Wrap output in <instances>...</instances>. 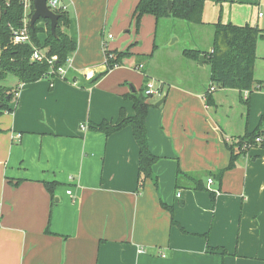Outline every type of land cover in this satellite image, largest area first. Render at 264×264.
<instances>
[{"label": "crops", "instance_id": "crops-1", "mask_svg": "<svg viewBox=\"0 0 264 264\" xmlns=\"http://www.w3.org/2000/svg\"><path fill=\"white\" fill-rule=\"evenodd\" d=\"M62 2L77 43L64 75L31 84L10 75L1 82L19 86L20 92L14 110L0 117V264H264V38L255 63L261 88L242 93L243 117L219 119L218 107L239 92L216 90L209 108L204 96L210 72L201 78L194 70H205L206 64L200 67L183 55L186 49L212 51L213 23L202 25L211 28L205 44L184 45L160 58L174 44H157L160 24L151 16L157 46L151 57L139 58L143 54L132 48L131 58L108 71L106 51H126L133 40L122 32L130 27L139 0ZM260 19L262 13L255 27L260 28ZM166 21L177 43L197 27ZM183 66L193 72L179 71ZM165 67L173 68L167 74L173 76L160 74ZM146 77L164 91L152 102L146 122L158 161L152 179L138 191L140 149L132 127L110 136L94 127L116 122L122 109L134 116L127 96L144 88ZM165 92V102L156 107ZM256 130L262 143L220 179L218 172L231 161L227 139ZM179 171L206 175L207 190L186 188L190 182L176 188ZM46 182L57 184L54 197Z\"/></svg>", "mask_w": 264, "mask_h": 264}, {"label": "trees", "instance_id": "trees-1", "mask_svg": "<svg viewBox=\"0 0 264 264\" xmlns=\"http://www.w3.org/2000/svg\"><path fill=\"white\" fill-rule=\"evenodd\" d=\"M172 2L171 13L168 10V3ZM206 0H139L133 16L137 26L145 15L153 16L156 23L159 24L167 19L183 21L190 25H206L203 16ZM1 18H0V117L7 112L14 110L13 102L18 101L20 92L19 86L16 88L6 87L1 84L10 75L16 77L20 84H31L43 79H55L57 73H52L51 66L47 61L37 62L32 60L36 49L43 52L46 58L57 56L54 62V71L64 67L69 63L70 58L77 51V43L70 35L71 14L68 10L58 9L55 13L59 15L56 35L51 33V24L49 20H40L32 28L28 26L30 43H16L15 31L21 30L24 26V7L20 0H0ZM34 6H32V13ZM44 24V27L41 26ZM212 51H202L186 49L183 55L188 60L199 62L203 55L206 65L210 66V89L205 94L206 105L211 108L215 105L213 93L216 90H234L238 91L242 100H244V91L252 93L255 89L261 88L255 79V63L257 60V44L261 38H264V30L250 25L238 26L232 23H215ZM45 35L41 40L40 36ZM157 46H154V50ZM131 47L126 51H106V62L108 71L118 66H122L125 59L131 58ZM151 55H141L139 58L145 59ZM149 78L146 77L145 87L140 91L133 90V93L127 96L132 101L134 107V116L129 117L124 109L116 122L104 121L94 127L97 131L103 132L106 136L115 134L126 127H132L135 140L139 146V170H138V191H142L146 182L153 177V166L158 161L149 146L147 136V118L149 109L153 106L150 99L152 96L145 95ZM159 87V86H158ZM214 91H211V89ZM160 95L164 89L159 87ZM247 111L250 112V99L245 101ZM262 133L259 130L253 133H246L243 136L232 137L226 141V146L231 153V161L226 170L218 172L221 179L227 170L236 167L237 160L247 154L251 148L258 145L256 139L260 138ZM206 175L196 176L194 174H184L178 172L176 188L186 187L183 182H190L188 187L197 191L207 190L203 180ZM46 189L55 196L56 183L46 182ZM165 206V205H164ZM166 207V206H165ZM47 234H51L49 227Z\"/></svg>", "mask_w": 264, "mask_h": 264}, {"label": "rangeland", "instance_id": "rangeland-1", "mask_svg": "<svg viewBox=\"0 0 264 264\" xmlns=\"http://www.w3.org/2000/svg\"><path fill=\"white\" fill-rule=\"evenodd\" d=\"M220 1L216 0H206L205 4V11H204V22L206 23H222V24H228L232 23L234 25L238 26H244V25H250L255 27L257 24L258 14L262 13L264 16V4H262L259 8L257 4H247L244 3V5L241 4H235V3H219ZM223 4V5H222ZM147 21V22H146ZM261 25L260 28L263 26L264 19L259 20ZM167 21L164 20L160 23V26L158 28V38H157V44H159L162 48V46H165L166 44L171 45L172 48H169L168 50L161 51L160 58H163L167 52L171 51H178L180 50L184 45L186 48H193L196 45H201L206 43V30H210V27H194L195 30L188 33V39L184 40V42L181 40L180 42H176L178 40L177 37L172 36L174 35V31L172 29H168L167 27ZM177 30V29H176ZM179 31V28H178ZM155 33V20L149 16L145 15L141 19V22L139 24V27L137 26L136 20L134 19V16L132 15L131 25L130 27H127L125 31L122 32L123 36L131 37L133 40L132 42L126 47L128 49L131 47V49H136L140 54L143 55H150V53L153 51V44L155 41H153V35ZM109 34H112V36L115 38H118L117 35L114 33L109 32ZM136 42V43H135ZM175 42V43H173ZM125 48L122 50H126ZM171 50V51H170ZM120 51V49L118 50ZM122 52V51H120ZM142 55V56H143ZM139 55L138 57H140ZM175 63L179 62L178 58L174 59ZM198 63V62H196ZM65 67V66H64ZM173 68L169 69L165 67V71L162 70L160 74H165L166 76H173L172 74L167 75L168 73H173ZM179 71L181 72H193L188 70L187 67L183 66L179 68ZM195 74L201 75V78L205 79V75H209L210 72V66L206 65L205 70H199L198 68H195L194 70ZM207 80H204V83ZM220 91H218L216 94H219ZM160 95H156L150 99V101L155 102ZM227 105H225L224 108L221 106L218 107L219 112L217 113L218 118H222L221 116L229 115L230 119L232 121H235L240 115L243 117L244 112V100H242L240 94L234 92L230 93L229 97L227 99Z\"/></svg>", "mask_w": 264, "mask_h": 264}, {"label": "built area", "instance_id": "built-area-1", "mask_svg": "<svg viewBox=\"0 0 264 264\" xmlns=\"http://www.w3.org/2000/svg\"><path fill=\"white\" fill-rule=\"evenodd\" d=\"M20 2L23 4V7H24V26L21 30L15 31V39L14 40L16 43H30L31 40H30L28 26L30 25V21H31L30 15L32 13V6H34L33 0H20ZM47 4H48V7L54 12H55V10H58L61 8L63 10H67V7L64 5L62 0H48ZM32 60L37 61V62L47 61L49 63V65L51 66L52 73H57L58 76L62 77L65 73L64 67H60L55 71L53 69L54 62L57 61V56H54L52 58H46L45 55L43 54V52L36 49L33 56H32ZM140 68H142V66H140ZM211 91H214V89L212 88ZM145 94L147 96H152V97H154L156 95H160L159 87L156 85V83L154 81L148 82ZM249 94H250V91H245L246 96H248ZM83 129H85V127H83ZM262 139H263L262 137L257 138L256 143L257 144L262 143V141H263ZM212 182H213L212 179L208 180L209 184H212ZM68 194L72 195V192L69 191Z\"/></svg>", "mask_w": 264, "mask_h": 264}, {"label": "water", "instance_id": "water-1", "mask_svg": "<svg viewBox=\"0 0 264 264\" xmlns=\"http://www.w3.org/2000/svg\"><path fill=\"white\" fill-rule=\"evenodd\" d=\"M48 0H33L34 13L31 17L30 26L33 28L36 23L40 20H49L51 24V33L56 35V28L58 25L59 15L52 11L47 4ZM168 10L171 13L172 2L168 3ZM205 58L203 55L200 56L199 66L204 67ZM146 95V94H145ZM166 100V92L163 97L155 104L156 107H161Z\"/></svg>", "mask_w": 264, "mask_h": 264}]
</instances>
